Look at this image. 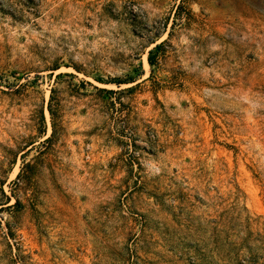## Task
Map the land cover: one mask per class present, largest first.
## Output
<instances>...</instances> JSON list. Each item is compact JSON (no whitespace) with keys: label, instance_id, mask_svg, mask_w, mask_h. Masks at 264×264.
Wrapping results in <instances>:
<instances>
[{"label":"rangeland","instance_id":"374dc122","mask_svg":"<svg viewBox=\"0 0 264 264\" xmlns=\"http://www.w3.org/2000/svg\"><path fill=\"white\" fill-rule=\"evenodd\" d=\"M0 264H264V0H0Z\"/></svg>","mask_w":264,"mask_h":264},{"label":"trees","instance_id":"16d2710c","mask_svg":"<svg viewBox=\"0 0 264 264\" xmlns=\"http://www.w3.org/2000/svg\"><path fill=\"white\" fill-rule=\"evenodd\" d=\"M159 45H156L154 48H151L149 50V53H148V56H147V62L150 66H153L157 63V53H156V50L158 49ZM122 82H125V81H118L117 84L119 85L120 83ZM97 88V87H96ZM98 90L100 91H103V92H108V93H114L115 90H112V89H105V88H97ZM49 112L52 116L53 114V111L51 109H49Z\"/></svg>","mask_w":264,"mask_h":264}]
</instances>
